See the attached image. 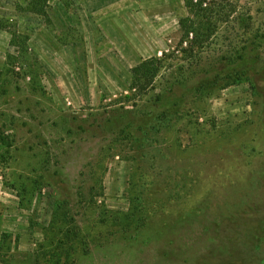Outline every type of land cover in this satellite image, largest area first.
I'll use <instances>...</instances> for the list:
<instances>
[{"label": "rangeland", "instance_id": "rangeland-1", "mask_svg": "<svg viewBox=\"0 0 264 264\" xmlns=\"http://www.w3.org/2000/svg\"><path fill=\"white\" fill-rule=\"evenodd\" d=\"M29 2L0 0V264H264V0L203 48L184 0Z\"/></svg>", "mask_w": 264, "mask_h": 264}, {"label": "trees", "instance_id": "trees-1", "mask_svg": "<svg viewBox=\"0 0 264 264\" xmlns=\"http://www.w3.org/2000/svg\"><path fill=\"white\" fill-rule=\"evenodd\" d=\"M50 0H30L25 11L37 16H47ZM188 16L180 20L183 42L188 41L191 47L203 48L215 37L221 23L230 19L229 8L232 4L226 0H184ZM227 5H230L227 10ZM233 10H231L232 12ZM15 38L11 46L19 45ZM10 59H13L10 56ZM161 63L156 58L143 61L132 70V87L139 93H145L155 83L161 73ZM1 139V138H0ZM1 144H7L2 138Z\"/></svg>", "mask_w": 264, "mask_h": 264}]
</instances>
